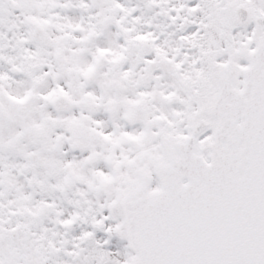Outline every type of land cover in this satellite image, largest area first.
I'll return each mask as SVG.
<instances>
[{
    "label": "snow or ice",
    "instance_id": "6c2138e0",
    "mask_svg": "<svg viewBox=\"0 0 264 264\" xmlns=\"http://www.w3.org/2000/svg\"><path fill=\"white\" fill-rule=\"evenodd\" d=\"M0 264H264V0H0Z\"/></svg>",
    "mask_w": 264,
    "mask_h": 264
}]
</instances>
